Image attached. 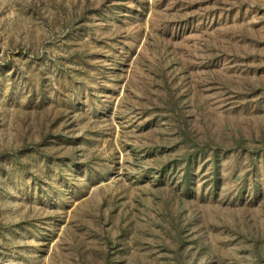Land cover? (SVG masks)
Returning a JSON list of instances; mask_svg holds the SVG:
<instances>
[{"label": "rangeland", "instance_id": "rangeland-1", "mask_svg": "<svg viewBox=\"0 0 264 264\" xmlns=\"http://www.w3.org/2000/svg\"><path fill=\"white\" fill-rule=\"evenodd\" d=\"M0 264H264V0H0Z\"/></svg>", "mask_w": 264, "mask_h": 264}]
</instances>
